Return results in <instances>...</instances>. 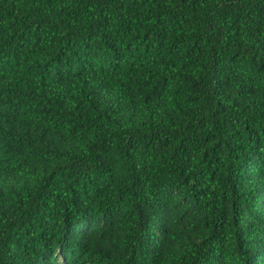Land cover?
<instances>
[{"label":"trees","instance_id":"obj_1","mask_svg":"<svg viewBox=\"0 0 264 264\" xmlns=\"http://www.w3.org/2000/svg\"><path fill=\"white\" fill-rule=\"evenodd\" d=\"M0 264H264V0H0Z\"/></svg>","mask_w":264,"mask_h":264}]
</instances>
